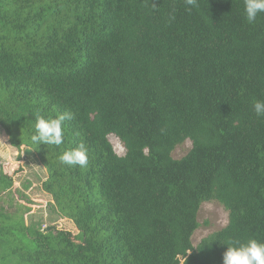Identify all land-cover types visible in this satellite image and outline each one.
I'll use <instances>...</instances> for the list:
<instances>
[{"label": "trees", "instance_id": "16d2710c", "mask_svg": "<svg viewBox=\"0 0 264 264\" xmlns=\"http://www.w3.org/2000/svg\"><path fill=\"white\" fill-rule=\"evenodd\" d=\"M256 100L264 13L249 24L244 0H0V128L17 159L32 150L76 229L28 224L22 167L0 166V264H223L224 243L264 242ZM66 111L63 144L31 141L32 114ZM80 144L86 167L59 161ZM209 202L227 224L193 247Z\"/></svg>", "mask_w": 264, "mask_h": 264}, {"label": "rangeland", "instance_id": "374dc122", "mask_svg": "<svg viewBox=\"0 0 264 264\" xmlns=\"http://www.w3.org/2000/svg\"><path fill=\"white\" fill-rule=\"evenodd\" d=\"M109 141L116 154H124L122 144L115 137L110 136ZM189 149L190 143L186 141L173 151L172 157L180 159ZM18 156V152L9 145L7 136L0 128V166H4L5 171L17 164L22 167V173L14 180L13 193L17 201L33 210L25 217L27 223L41 225L43 228L55 226L75 232L73 223L56 211L51 198L43 192L41 185L46 178V171L38 159L33 154L25 157L21 153L17 159ZM197 221L199 227L192 236L193 247H196L203 238L225 227L228 214L216 202L203 203L198 211Z\"/></svg>", "mask_w": 264, "mask_h": 264}, {"label": "clouds", "instance_id": "9594fccd", "mask_svg": "<svg viewBox=\"0 0 264 264\" xmlns=\"http://www.w3.org/2000/svg\"><path fill=\"white\" fill-rule=\"evenodd\" d=\"M186 6H196L197 0H184ZM190 10V7L188 8ZM264 13V0H244V15L249 24L257 20L259 14ZM253 110L258 117H264V100H256ZM34 116V134L31 141L39 145L60 146L64 142L63 125L66 120L74 118L73 113L64 112L55 118H45L39 112ZM59 161L68 166L86 167L88 152L83 144L64 151ZM227 245L222 256L223 264H264V242L249 239L246 243H224Z\"/></svg>", "mask_w": 264, "mask_h": 264}, {"label": "water", "instance_id": "95a60500", "mask_svg": "<svg viewBox=\"0 0 264 264\" xmlns=\"http://www.w3.org/2000/svg\"><path fill=\"white\" fill-rule=\"evenodd\" d=\"M32 153H33L32 150L29 149V148H25V149L22 151V154H23V156H25V157H29V156H31ZM51 229H54V227L52 226V227L44 228V232L49 231V230H51Z\"/></svg>", "mask_w": 264, "mask_h": 264}]
</instances>
